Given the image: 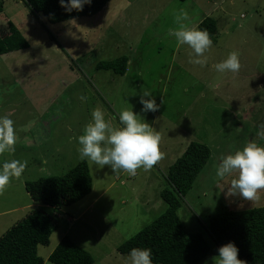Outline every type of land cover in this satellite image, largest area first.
Segmentation results:
<instances>
[{
	"label": "rangeland",
	"instance_id": "1",
	"mask_svg": "<svg viewBox=\"0 0 264 264\" xmlns=\"http://www.w3.org/2000/svg\"><path fill=\"white\" fill-rule=\"evenodd\" d=\"M2 1L0 34H7L11 21L29 48L0 56V115L15 122L18 136L15 152L0 162L27 161L21 178L0 194V238L40 208L57 220L48 244L37 249L44 264H51L48 257L64 237L89 252L93 264H127L128 255H120L118 246L165 211L159 195L164 177L195 142L209 147L211 157L178 215L189 232H201L210 242L211 251L199 264H215L218 249L202 224L224 209L264 207V190L254 201L225 196L238 173L223 181L216 176L222 156L253 140L264 147L257 134L264 125V0H112L93 17L54 25L32 15L21 0ZM181 10L188 13V27L207 17L216 20L205 67L189 63L192 50L168 35L178 28ZM231 52L239 54L240 71L217 72L214 65ZM122 56L128 58L124 75L96 69ZM144 91L152 93L159 111L141 112ZM81 93L88 99L81 100ZM131 106L159 132L161 160L134 176L81 160L75 138L92 111L102 109L120 126L117 114ZM82 161L89 165L92 188L79 202L54 211L26 193L25 182L64 175Z\"/></svg>",
	"mask_w": 264,
	"mask_h": 264
},
{
	"label": "trees",
	"instance_id": "2",
	"mask_svg": "<svg viewBox=\"0 0 264 264\" xmlns=\"http://www.w3.org/2000/svg\"><path fill=\"white\" fill-rule=\"evenodd\" d=\"M32 15L42 17L46 24H58L99 14L112 0H91L81 11H66L60 0H21ZM184 2L186 0H179ZM67 4L68 0H64ZM4 3L0 0V14ZM7 34H0V56L29 48L21 32L7 21ZM213 39L217 32L216 20L205 18L198 26ZM128 58L96 64V69L115 75L125 74ZM211 157L210 148L190 143L182 156L168 169L166 186L160 198L166 209L150 224L117 248L120 255H129L133 248H149L153 264H199L211 251L210 242L200 232H189L181 222L178 211L191 190L196 176ZM92 188L86 161L73 166L64 175L42 177L25 182L30 198L54 211L69 207L85 198ZM202 228L209 240L219 249L232 242L239 250L238 259L246 264H264V207L245 211L224 209L210 216ZM57 229V220L42 209H36L8 229L0 238V264H44L38 247L48 244ZM51 264H93L89 252L64 237L48 257Z\"/></svg>",
	"mask_w": 264,
	"mask_h": 264
},
{
	"label": "clouds",
	"instance_id": "3",
	"mask_svg": "<svg viewBox=\"0 0 264 264\" xmlns=\"http://www.w3.org/2000/svg\"><path fill=\"white\" fill-rule=\"evenodd\" d=\"M90 3L91 0H68L65 4L64 0H60V6L68 12L81 11L84 5ZM188 20V13L181 10L176 16L178 28L169 29L168 35L175 38L178 46L187 45L192 50L189 63L205 67L206 53L213 47V41L206 30L188 27L184 23ZM214 67L220 73H238L241 68L239 54L229 53L225 60ZM87 99L88 96L81 93V100ZM139 103L142 105L141 112L145 114L155 113L160 108L150 91L140 95ZM117 115L120 126H114L112 121L116 117H109L102 109L92 111L91 121L84 126L82 134L75 138L80 146L77 149L80 159L99 168L108 166L114 174L124 171L134 176L137 169L151 170L162 158L159 132L139 113L134 112L132 106ZM31 123L35 124V121ZM257 134L264 138V125H261V131ZM17 141L15 122L6 115H0V157L14 153ZM26 167L27 161L17 159L0 162V194L7 189L12 179L21 178ZM233 173H238V177L231 181L225 196L246 201L259 199L258 192L264 190V147L253 140L242 150L222 156L216 166L218 180L223 181ZM217 251L218 256L213 258L215 264H246L238 259L239 250L232 242ZM127 264H153L151 249L133 248L129 252Z\"/></svg>",
	"mask_w": 264,
	"mask_h": 264
},
{
	"label": "crops",
	"instance_id": "4",
	"mask_svg": "<svg viewBox=\"0 0 264 264\" xmlns=\"http://www.w3.org/2000/svg\"><path fill=\"white\" fill-rule=\"evenodd\" d=\"M50 132V131H49ZM89 166V165H88Z\"/></svg>",
	"mask_w": 264,
	"mask_h": 264
}]
</instances>
